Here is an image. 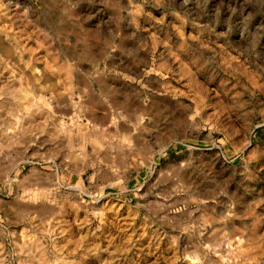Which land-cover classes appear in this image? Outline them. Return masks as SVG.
I'll list each match as a JSON object with an SVG mask.
<instances>
[{
    "label": "rangeland",
    "instance_id": "rangeland-1",
    "mask_svg": "<svg viewBox=\"0 0 264 264\" xmlns=\"http://www.w3.org/2000/svg\"><path fill=\"white\" fill-rule=\"evenodd\" d=\"M153 37L158 122L91 140L75 80ZM0 264H264V0H0Z\"/></svg>",
    "mask_w": 264,
    "mask_h": 264
},
{
    "label": "crops",
    "instance_id": "crops-1",
    "mask_svg": "<svg viewBox=\"0 0 264 264\" xmlns=\"http://www.w3.org/2000/svg\"><path fill=\"white\" fill-rule=\"evenodd\" d=\"M141 44V47L125 48L120 41L116 42L109 50V58L98 62H103V66L98 65L89 75L83 73L88 78L76 74L72 99L67 104L64 102L65 113L67 117L78 115L81 118L91 140L106 138L112 133L114 138L121 139L123 132L130 138L136 137L141 125L145 124L150 130L158 122L153 110L154 95L160 94L162 87L172 89L168 76L177 73V52L172 46L164 48L166 55L162 58L158 37ZM176 89L173 85L175 92ZM139 90L145 93L140 95V99H144L143 113H139L138 108ZM75 122L80 124L76 118ZM153 150L152 146L151 154Z\"/></svg>",
    "mask_w": 264,
    "mask_h": 264
},
{
    "label": "bare ground",
    "instance_id": "bare-ground-1",
    "mask_svg": "<svg viewBox=\"0 0 264 264\" xmlns=\"http://www.w3.org/2000/svg\"><path fill=\"white\" fill-rule=\"evenodd\" d=\"M60 53V52H59ZM50 62H52V61H50ZM59 63H60V61H58ZM53 65V64H52ZM53 67H54V65H53ZM63 67H65V66H63ZM59 68V67H58ZM20 91V90H19ZM21 92V91H20ZM70 95V94H69ZM9 96V95H8ZM71 98V97H70ZM12 99V98H11ZM17 103H18V101H16ZM14 103V102H13ZM24 103V102H23ZM15 105V104H14ZM7 107V106H6ZM21 107V106H20ZM13 109V108H12ZM9 110V109H8ZM17 115V114H16ZM16 122V121H15ZM7 123V122H6Z\"/></svg>",
    "mask_w": 264,
    "mask_h": 264
}]
</instances>
